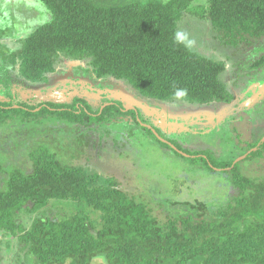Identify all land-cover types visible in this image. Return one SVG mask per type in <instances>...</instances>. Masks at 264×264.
Listing matches in <instances>:
<instances>
[{
  "label": "trees",
  "instance_id": "16d2710c",
  "mask_svg": "<svg viewBox=\"0 0 264 264\" xmlns=\"http://www.w3.org/2000/svg\"><path fill=\"white\" fill-rule=\"evenodd\" d=\"M40 1L53 20L32 33L12 60L14 65L19 60L21 77L35 83L55 72L60 57L88 59L97 77L126 81L146 99L231 102L234 96L221 81L225 63L192 51L178 33V22L185 14L209 20L221 43L232 48L264 39V0H208L202 11L195 5L199 0ZM254 67L264 68V55ZM1 71L8 76L7 68ZM177 89H186V95L177 99ZM18 105L14 109L13 103L0 102V128L20 112L33 114L25 103ZM111 109H116L112 119L124 113L115 107L94 114L78 109L67 113L80 129L106 121ZM31 155L33 171L8 172L0 188V234L17 239L28 264H93L96 259L106 264H264V179L242 175L239 164L225 172L237 191L225 207L206 215L203 204L188 205L200 216L159 219L113 179L64 164L48 150L38 148ZM200 160L209 168L213 164ZM233 164L213 165L228 169ZM0 171L5 172L1 160ZM63 202L73 203L75 212L35 216L29 226L21 220L23 213L36 215Z\"/></svg>",
  "mask_w": 264,
  "mask_h": 264
},
{
  "label": "rangeland",
  "instance_id": "374dc122",
  "mask_svg": "<svg viewBox=\"0 0 264 264\" xmlns=\"http://www.w3.org/2000/svg\"><path fill=\"white\" fill-rule=\"evenodd\" d=\"M195 5L202 11L208 7V0L196 1ZM52 20L51 11L40 0H0V71L7 68L11 80L9 88L0 82V102H11L17 104L12 108H20L18 104L26 100L17 94L27 83L31 88L25 94L29 101L26 106L33 109V114L20 112L0 128V160L5 170L0 171V188L4 187L8 172L14 169L26 173L33 171L31 154L38 148L55 153L64 164L113 179L122 192L150 206L159 219L190 213L199 217V211L189 209L188 205L199 207L203 204L209 215L228 204L237 191L226 170L213 164L234 163L245 157L237 163L242 175L264 179V145H261L264 139V68L260 69L262 74L253 68L264 55V39L254 40L246 47H227L218 39L209 20L183 15L178 22V33L192 51L225 63L221 81L236 99L229 103H162L138 97L123 80L95 81L90 60L74 63L62 57L58 72L49 75L47 84L24 81L19 60L16 65L12 60L21 53L25 40ZM1 72L0 80L5 79ZM68 72H73L75 79L67 80ZM78 77L90 78L91 83L86 79L77 84ZM110 82H114V87H109ZM247 88L250 91L243 95L241 90ZM74 98L83 100L87 106L82 102L73 106ZM108 102L122 103L133 112L124 109L119 118L112 119L116 109H111L106 121L92 124L90 128L78 129L69 122L68 111L80 109L78 113L89 114V110L92 114ZM47 103L70 106L59 105L60 108L54 110L51 107L56 105L46 106ZM42 108L45 112L39 114ZM144 128L178 151L162 146ZM256 144L258 146L252 148ZM202 157L213 163L210 164L212 169L200 160ZM188 158L197 161L191 163ZM71 204L56 203L36 215L23 213L21 220L29 226L35 216H69L75 212ZM92 217L98 219L97 215ZM25 260V252L17 239L0 234V264H28ZM93 264L106 262L96 259Z\"/></svg>",
  "mask_w": 264,
  "mask_h": 264
},
{
  "label": "flooded vegetation",
  "instance_id": "af4514ba",
  "mask_svg": "<svg viewBox=\"0 0 264 264\" xmlns=\"http://www.w3.org/2000/svg\"><path fill=\"white\" fill-rule=\"evenodd\" d=\"M263 56V55H262ZM62 57H60V59H61ZM60 59H59V61H60ZM69 59V58H68ZM69 60H71L72 62H78V61H84V60H76V59H69ZM86 60H88V59H86ZM259 60V59H258ZM59 61H58V63H59ZM257 62V61H256ZM255 62V63H256ZM58 63L56 64V67H55V72H53V73H51V74H55V73H57L58 72ZM254 63V64H255ZM74 67V66H73ZM253 68H254V70H256L257 71V73H260V74H262V72L260 71V69H263V68H255L254 67V65H253ZM80 70H81V68H80ZM82 71V70H81ZM1 72V71H0ZM2 73V72H1ZM72 73L73 72H68V74H66V76H68V78H67V80H70V79H75L74 78V76L72 75ZM82 73V72H81ZM51 74H48L47 75V80L45 81V82H37V83H42V84H47L48 82H49V75H51ZM93 74H94V77L97 79V80H95V81H100V82H103L104 80H105V78H99V77H97L96 75H95V73H94V70H93ZM59 75V74H58ZM4 76H5V79H1L0 80V82L1 83H3L4 84V87L6 86V84H7V79H8V83H9V86H10V83H11V80H10V78H9V75L8 76H6L5 74H4ZM23 78V77H22ZM106 78H113V77H106ZM87 79V77L86 78H82V77H78L77 78V84L78 83H82V82H86L85 80ZM113 79H115V78H113ZM23 80L25 81L26 79H24L23 78ZM116 81L115 82H118V81H122V80H118V79H115ZM26 81H28V80H26ZM89 81H90V83H91V79L90 78H88L87 79V83H89ZM29 82H32V81H29ZM26 83V82H25ZM32 83H35V82H32ZM108 83V82H107ZM99 84V83H98ZM103 84V83H102ZM101 84V85H102ZM105 84V83H104ZM111 84V85H110ZM110 86L109 87H114V82H110ZM129 85V84H128ZM9 86H8V88H9ZM130 86V85H129ZM5 88H7V86L5 87ZM31 87H30V85H28L27 83H26V85H25V87H24V89L23 90H18L19 92H18V94H17V96H21L24 100H26V103L27 102H29V101H27L28 100V97H27V95H25V94H27V92H28V90L30 89ZM105 88H107V87H105ZM104 88V89H105ZM92 89V88H91ZM91 89H88V90H91ZM127 89H129V88H127ZM106 90H108V88L106 89ZM105 90V91H106ZM92 91H94V90H92ZM128 91V90H127ZM248 91H250V90H248V88L247 89H242L241 90V93L244 95V94H246ZM137 92V91H136ZM138 93V92H137ZM20 94V95H19ZM103 94V93H102ZM23 95H25V96H23ZM132 95V94H131ZM233 96H234V98H233V100L232 101H234L235 99H236V96L234 95V94H232ZM14 97H16L17 98V96H15V95H13ZM133 96V95H132ZM135 96V95H134ZM140 95H139V93H138V97H139ZM105 96H103V98H104ZM101 98H102V96H101ZM140 98H143V97H141L140 96ZM146 99V98H145ZM76 100H79V99H77V98H74V101H76ZM74 101H73V103H74ZM231 101V102H232ZM80 102H82L83 104H85L86 106H87V104L83 101V100H80ZM4 103H9V102H4ZM11 103V102H10ZM25 103V104H26ZM227 103H229V102H227ZM14 104V103H13ZM19 104H23V103H19ZM52 104H58V105H64L65 103H52ZM14 105H17V104H14ZM41 105H45V104H39V106H41ZM68 105V104H67ZM77 105V104H76ZM46 106H48V103H47V105ZM84 106V105H83ZM105 106V107H104ZM103 107H102V109H100V112L102 113L106 108H108V107H115V108H119L122 112H124V109H126V111L129 113L130 111H132L133 112V110H127V108L125 107V106H123L122 105V103H117V102H108V103H106L105 105H104ZM82 107V105H80V103H79V108H81ZM52 109H54V110H57V109H55L54 107H51ZM78 111H81L80 109L78 110ZM138 111V110H137ZM94 113V112H93ZM260 143V142H259ZM258 143V144H259ZM264 143V142H263ZM262 143V144H263ZM258 144H257V146H258ZM261 144V145H262ZM252 149V148H251Z\"/></svg>",
  "mask_w": 264,
  "mask_h": 264
},
{
  "label": "water",
  "instance_id": "95a60500",
  "mask_svg": "<svg viewBox=\"0 0 264 264\" xmlns=\"http://www.w3.org/2000/svg\"><path fill=\"white\" fill-rule=\"evenodd\" d=\"M163 142H164V141H163ZM262 142H264V139H263ZM164 143L168 144L170 147H172V148H174L175 150H177V148H176L175 146H172V145L169 144L168 142H164ZM177 151H178V150H177ZM179 153L183 154L182 152H179ZM186 156H187V155H186ZM244 158H245V157H244ZM244 158H241V159L237 160L236 162H234V164H233V166H232L231 168L224 169V170H226V171H230V170H232V169L235 167V165H236L238 162H240L241 160H243ZM215 170L220 171V170H218V169H215Z\"/></svg>",
  "mask_w": 264,
  "mask_h": 264
},
{
  "label": "clouds",
  "instance_id": "9594fccd",
  "mask_svg": "<svg viewBox=\"0 0 264 264\" xmlns=\"http://www.w3.org/2000/svg\"><path fill=\"white\" fill-rule=\"evenodd\" d=\"M186 95V89H177L174 93V96L179 99L180 97Z\"/></svg>",
  "mask_w": 264,
  "mask_h": 264
}]
</instances>
